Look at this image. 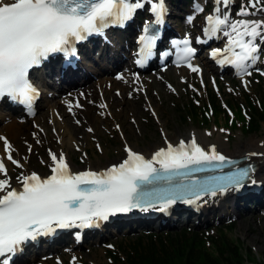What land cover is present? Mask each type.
<instances>
[{
	"label": "snow or ice",
	"instance_id": "obj_1",
	"mask_svg": "<svg viewBox=\"0 0 264 264\" xmlns=\"http://www.w3.org/2000/svg\"><path fill=\"white\" fill-rule=\"evenodd\" d=\"M148 2L152 3L150 11L156 16V23H160L166 13L163 0ZM215 2L217 7L205 17L204 32L214 36L222 31L228 43L225 49H213L211 55L227 53L221 64L234 66L239 75H251L249 69L258 59L257 38L264 41V19L247 17L264 12V0H247L237 12L241 19L235 20L228 11L222 10L228 8L231 0ZM143 4L144 0L135 3L129 0H0V97L7 96L30 109L38 95L28 79L30 69L55 53L75 57V42L101 33L110 25L123 26ZM196 11L203 8L197 5ZM192 19L189 17L188 22ZM150 32L151 25L146 23L144 35L138 41L143 59L151 55L157 38ZM180 43L184 46L182 58L189 60L195 50L189 47L187 36ZM189 67L193 72L199 71L190 64ZM0 140L4 141L7 159L22 167L13 159L7 139L0 137ZM125 152L127 157L121 163L99 172H73L63 153L57 156L50 152L51 174L41 177L36 172L22 173L16 177L21 185L19 189L12 186L5 164L0 161L3 177L0 178V264H9L11 256L25 242L50 234L56 228L90 227L110 215L127 213L134 208L147 210L157 202L162 204L161 210L178 199L192 203V198L199 199L202 194L216 195L217 191L241 187L254 171L249 165L212 177L211 187L208 181L196 180L190 185L173 184V177L181 170H187L183 175H188L190 171H207L209 166L222 168L225 164L237 163L217 152L214 145L206 151L195 136L187 143L181 140L177 146L169 143L150 159L127 145ZM255 155L264 153L249 154ZM160 181L168 186L158 187Z\"/></svg>",
	"mask_w": 264,
	"mask_h": 264
},
{
	"label": "rangeland",
	"instance_id": "obj_2",
	"mask_svg": "<svg viewBox=\"0 0 264 264\" xmlns=\"http://www.w3.org/2000/svg\"><path fill=\"white\" fill-rule=\"evenodd\" d=\"M200 1L209 2V0ZM5 2H10V0H5ZM246 4L247 0H236L233 3L232 19H239L237 12L242 5ZM249 18L264 19V12ZM191 27L190 25L184 27L183 31H188ZM86 76L88 78L82 79V86L76 88L82 89L85 97L83 100L81 96H77L80 107L75 105L69 111L70 103H74L76 98L69 96L71 92L66 90L50 98L46 94L42 96L43 101L35 116L28 121L31 122L46 113L48 118L44 126L48 128L49 137L45 138L42 126L35 127L30 132L29 135L33 133V135L40 136L42 140L31 153L27 172H43L49 162L47 152L50 150L51 153L59 155L54 151L55 148L61 150L60 153L68 158V163L72 167L94 169L105 163L112 162L114 164L119 160L123 156L125 142L131 148L142 152L147 148L162 145V138L166 136L168 139L176 141L179 138L186 140L187 136L192 134L196 139L198 136H204L209 137L213 143L216 141L227 143L231 151L235 147L253 146L264 152V123L256 132L246 134L241 130L240 125H235V122L229 125L228 122L232 119V115L219 114L215 116L206 109V106L201 107L212 94L215 95L219 107L231 102V112L236 111L233 102L242 107L244 104L242 101L246 97L253 102L258 101L262 98L264 78L258 82L252 75L245 81H234L224 75H216L208 68H204L200 74H190L185 71L177 73L166 71L157 75L149 73L144 76L146 80L143 81L145 84L148 80L151 81L146 84L147 90L136 85L127 87L125 99L130 104L122 105L121 110H117V107L108 110L98 91L90 88L97 79L104 76ZM120 85H125L123 79H120ZM118 93H120L119 90L115 88L112 90L114 97L118 98ZM68 100L69 102H66ZM56 102L59 103L64 116L55 112L58 110L54 107ZM193 102L200 108V112L197 110V114L194 115L196 117L193 118L189 114L184 116L182 111ZM84 106L90 109L88 113L84 110ZM97 111H101L103 117H98ZM1 115L7 118L11 117L5 111H2ZM233 116L238 120L241 115L234 113ZM60 123L67 126L71 124L72 132L66 128L67 126L61 127L59 131ZM3 125L4 123L0 122V131ZM88 129H92V131H88ZM44 160L47 161L46 164L43 162ZM11 166L13 171L19 170V167L12 163ZM191 219V222L185 226L178 224L176 227L161 230L138 228L133 232L110 233L107 234V238L94 244L84 243L79 248L62 249L36 258L29 255L28 259L21 264H108L107 250L119 248V242H128L151 234L179 232L183 229L198 232L208 231L209 234L215 231L218 233L220 229L229 225L233 226V229L226 234L228 239L242 247L243 251L249 249V256L256 259L244 264H259V261L262 260L264 254V204L261 210H254L241 216L233 214L228 220L217 221L205 226L195 224V218ZM207 250L212 251L211 248Z\"/></svg>",
	"mask_w": 264,
	"mask_h": 264
},
{
	"label": "bare ground",
	"instance_id": "obj_3",
	"mask_svg": "<svg viewBox=\"0 0 264 264\" xmlns=\"http://www.w3.org/2000/svg\"><path fill=\"white\" fill-rule=\"evenodd\" d=\"M171 1V0H169ZM234 1V0H233ZM203 2V1H202ZM169 19L175 18L178 15L182 14L183 8H182V3L180 6H176V4L169 3ZM190 7H193L190 6ZM249 18V17H248ZM241 19V17H239ZM250 19V18H249ZM131 33L128 31L124 33L123 35H116L111 38H109L106 42L100 41L99 43H95L97 46L88 48L84 47L81 48V54L85 57H87V60L85 64L82 66L80 65V69L78 71L79 73H84L86 72L85 75H82L81 77L78 76V74H73L69 73L70 71L67 70L61 77H58V70L55 66H52L48 68L46 71L47 72H52L53 78L52 79H57L58 83L56 84L57 86L60 87V89L67 87L69 90H71V96L73 95L75 100L78 101L77 96H81V98H85L83 94L82 89H76L77 87L82 86L81 83H83L82 79L85 77L88 78L86 75H95L96 77L104 76L103 78L97 79V81L90 86V88L95 89V91H98L99 95L102 96V99L107 106V109H112L114 107H117V110H121L120 108L122 105L130 104L128 103L127 99H125V93L127 91V87H135L134 86V81L130 79H126V76H123V81L125 80V85H120V80L114 78L112 76L113 72L115 70L121 69L125 67L127 64V60L129 57L130 49L132 46V43L130 41V35ZM226 37V36H225ZM228 40V37L227 39ZM262 40L257 38V42L260 43ZM93 51H95L93 53ZM97 52V55L95 53ZM91 57V58H90ZM92 60L95 62L96 60L97 63H92ZM93 67V68H92ZM95 68V69H94ZM98 69V70H97ZM183 72V69H179L174 71L175 73L177 72ZM78 77L76 79L75 77ZM143 78L142 80H146L144 76H141ZM120 79V78H119ZM246 79H243L245 81ZM148 83L151 81L148 80ZM146 82V84H147ZM155 85H158V83L153 82ZM81 84V85H80ZM133 84V85H131ZM143 82V85L141 86L142 88H148V86ZM140 87V86H139ZM119 90V97H114L112 95V90L113 89ZM76 89V90H75ZM79 90V92H78ZM60 91L62 90H57L56 94H59ZM70 100V99H69ZM66 101V102H69ZM84 100V99H83ZM72 102V100H71ZM54 107L57 108L55 112L61 113L62 116H64L63 111L61 110L59 103L56 102L54 104ZM60 108V109H59ZM84 110L89 112V108L84 106ZM154 111L157 113L156 109ZM98 117H103V114L101 111H97ZM47 114L43 113L42 115L39 116V118L34 119L33 121H28L26 117L22 114L16 115V116H11L10 118L4 117L0 115V122H3L4 125L0 131V137H4L7 139L8 143L11 145V155L13 159L17 160L22 167H19L18 171H13V168L11 166V161L7 159L8 153H5V147H4V141L0 140V160L3 161L5 164V167L8 171V176L10 177V182L12 186L19 188L20 184L17 182L16 177L20 176L22 173L23 174H30L31 172H27L29 170V165L28 161L31 156V153L35 149L36 145L39 144L42 140V138L38 135H29L30 132L36 127L42 126L44 132H45V138L47 139L48 136V128L47 126H44L45 121L47 120ZM67 122H69L67 120ZM61 126H59V131L60 128L65 127L63 123H60ZM70 132H72L73 127L70 124L66 127ZM167 135V134H166ZM188 135V134H187ZM167 137V136H166ZM193 138V135L190 134V136H187V140H190ZM182 140V138L177 139L176 141L174 140V143L177 141ZM196 141L200 144H203L204 147L210 148V146H215L217 152L221 153L224 156L228 157H244L246 158V162L251 163L253 162L254 166L256 167V171L253 174V179L260 182L261 185H263L264 189V155H255V156H249L250 153H264L258 150L256 147H235L232 151L229 148V145L226 143L218 142L216 141L215 143L211 142L209 140V137H204V136H198ZM127 144V142H125ZM29 146L31 147V150H29ZM160 147H163L162 145L147 148L146 150L142 151L141 153L146 156V158L150 159L153 153H155ZM62 149V148H61ZM132 150L139 152L138 150H135L134 148H131ZM55 152H58L60 154V151L58 148H55ZM66 162L68 163V158L65 156ZM118 161V160H117ZM115 161V162H117ZM45 164L47 161H43ZM114 162V163H115ZM69 164V163H68ZM70 165V164H69ZM113 163H105L103 166H98L97 168L91 169V168H86L87 170H93V171H100L102 169H106L108 166H112ZM51 168V163L48 162L47 167L43 170V172H40L41 177H46L45 174L48 173V171ZM70 169L73 172H80L84 171V169L80 168H74L70 165ZM0 178H3L0 176ZM229 198V197H228ZM203 206L201 207L202 209V214L201 217L196 221L197 224H206L208 220H215V219H223L225 217H229L232 214H237L239 216L250 213L254 210H261L263 208L264 204V190L255 195L253 194L249 188H246V195L243 196L242 198H235L231 197L230 199H227V196L220 198L217 196L216 198H205L203 200ZM223 205L225 208L226 206H231L235 207L234 212L230 210H224V212L221 215H218L217 218L213 216V212L219 211L221 212L220 207H215V205L219 204ZM175 214V213H174ZM190 220L188 219V214L187 213H177L171 216L169 219L166 220V226H178V224H184V223H189ZM146 225L149 226V224L146 222ZM129 227V232H133L137 229L138 226H135L132 223H128ZM105 229H101L100 233L104 232ZM102 239L103 233L101 234ZM64 240V239H63ZM54 251V247L51 243H43L39 244L35 247H31L27 249L26 255H31L32 257H38L42 256L43 254H48L50 252ZM26 255L22 256L20 260H23ZM28 259V256L27 258ZM25 259V260H26Z\"/></svg>",
	"mask_w": 264,
	"mask_h": 264
},
{
	"label": "trees",
	"instance_id": "obj_4",
	"mask_svg": "<svg viewBox=\"0 0 264 264\" xmlns=\"http://www.w3.org/2000/svg\"><path fill=\"white\" fill-rule=\"evenodd\" d=\"M209 101L215 116L223 113L213 94ZM247 105L250 119L240 116L241 130L246 134L256 132L264 123V92L258 106H253L250 100H247ZM197 110L200 112V108L190 104L184 108L182 114L192 115L193 118L196 117L194 115L197 114ZM232 229L233 227H229L215 236H203L194 231L183 230L180 233H168L165 237L151 235L137 238L134 241L120 243L118 249L121 257L119 254L109 252L108 264H244L256 260L249 256V249L243 251L242 247L228 239L226 234ZM210 248L212 251L207 250ZM259 264H264V254Z\"/></svg>",
	"mask_w": 264,
	"mask_h": 264
}]
</instances>
